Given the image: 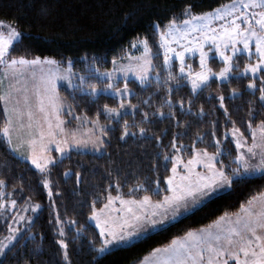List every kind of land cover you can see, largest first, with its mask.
<instances>
[{
  "label": "trees",
  "instance_id": "16d2710c",
  "mask_svg": "<svg viewBox=\"0 0 264 264\" xmlns=\"http://www.w3.org/2000/svg\"><path fill=\"white\" fill-rule=\"evenodd\" d=\"M229 1L0 0V20L12 23L23 33L22 41L12 49V55H24L29 59L47 56L63 66H69L70 59L76 81L79 76H85V89L89 82L98 87L108 82L88 75V65L93 57L97 58L96 66L101 71L110 70L113 57L118 60L135 53L132 42L144 36L153 53H159L153 55L152 75L145 84L135 78L127 79L132 94L124 99L136 108L126 106L116 119L103 112L104 104L118 106L119 101L114 96L101 93L92 97L79 89L59 87L61 96L72 105L74 115L80 120H94L100 113L99 122L107 132L102 152L71 149L62 158L56 157L48 171L41 174L29 160L15 153L0 133V179L5 180V198L20 202L30 199L41 205L31 224L5 251L0 264H138L153 248L168 244L172 237L182 236L189 229L206 227L225 212L236 214L242 209V203L246 206L250 197L264 192V177L234 180L230 189L217 193L196 210L169 222L163 230L149 232L138 240L103 253L98 251L103 240L90 219L92 212L104 206L109 193L112 196L119 193L122 197L149 195L155 200L162 199L167 186L164 177L171 174L172 163L167 161L165 167L164 157L178 154L172 148L173 137L185 160L192 155L193 145L215 151V140L218 139L223 154L217 159L229 164L230 157L237 154L235 141L229 135L232 122L235 121L241 133L251 139L249 120L252 128L264 120V102L259 100L260 76L241 72L245 64L253 60L246 54L234 59L239 66L232 71L241 73L239 77L230 76L223 81L213 77L195 91L186 76L179 74L177 62L170 69L163 65L160 37L153 29V22H161L163 28L174 15L177 21L186 18L181 15L185 5H191L190 15H195ZM42 8L47 9L46 15L41 12ZM190 59L197 63V57ZM210 64L216 71L223 65L215 56L210 59ZM169 70L175 79H167ZM250 79H254L256 89L248 88ZM124 82L125 79H120L117 86ZM232 89L238 91L233 93ZM221 95L224 97L222 105ZM250 109L252 115H249ZM125 120L129 122V134L121 137ZM4 121V103L0 101V126ZM65 123L75 125L67 119V113ZM140 128L145 131L141 133ZM54 154L56 156V151ZM44 178L51 183V196L42 183ZM157 180L160 191H157ZM137 184L142 187L136 188ZM3 200L4 197H0V201ZM9 225L8 217L3 219L0 214V233H6ZM60 240L65 241L66 249L61 247ZM62 251L67 252V260Z\"/></svg>",
  "mask_w": 264,
  "mask_h": 264
},
{
  "label": "snow or ice",
  "instance_id": "6c2138e0",
  "mask_svg": "<svg viewBox=\"0 0 264 264\" xmlns=\"http://www.w3.org/2000/svg\"><path fill=\"white\" fill-rule=\"evenodd\" d=\"M191 7V5H185L182 10L181 15L188 17L183 21H177L174 15L164 23L163 28L161 22H153V29L160 37L159 47L164 50L163 65L166 68L170 69L173 58L179 59V74H186L192 90L195 91L201 86L207 85L212 77L222 81L228 80L230 76L239 77L241 73L232 71L233 68L239 66L238 63H234V56L238 53H247L251 57L253 54L251 45L254 43L257 59L255 63H246L243 73L250 72L255 77L258 72L264 71V0H232L231 3L221 5L217 9L196 15H190ZM41 12L46 15L47 9L42 8ZM217 20H222L223 23L211 27L212 22ZM193 32L197 35H190ZM22 39L23 33L19 29L0 20V65L6 66L5 74L11 70L12 75L15 76L26 68H32L31 75L35 81L32 84L35 105L31 102L27 87L19 90L23 93L22 100L17 98L14 102H12V88H9L7 94L0 92V101H3L5 105V121L0 126V133L5 137L9 147L18 155L29 160L41 174L48 171V166L55 162L56 157L37 155L35 149L37 141L40 142L41 152L53 150V146L54 150L60 153L73 145L86 146L85 141L76 138V129L69 130L63 127L64 121L60 119L59 113L64 109L65 100L57 89V79L67 80L70 89H79L80 92H87L92 97H98L103 93L117 98L118 106L103 105L104 114L116 119L121 115V109H125L126 106L136 108V105H132L130 101L124 99L125 96L132 94L127 83L129 72L135 74L140 84H145L152 75L149 71L153 67L152 56L159 54L152 52L148 38L144 36L132 42L133 48L142 45L144 49L139 57H130L135 60V63L116 67L117 58L113 57L114 67L111 70L101 71L96 66L97 58L93 57L88 65V75L108 82L102 87L89 82L88 88L85 89L83 87L86 82L85 76H79L78 82L72 80L74 73L70 71L60 77L56 71L60 62L54 58L34 56L29 59L24 55H12V49ZM173 41L183 43L180 50L172 47ZM209 42L211 45L206 48L205 46ZM212 46L215 47V53L223 62V67L219 71H213L208 64L209 53L213 51ZM228 49L230 52L227 51ZM196 51L199 53V70L193 71L192 65L186 64L185 53ZM85 58L87 59V57ZM68 65L70 70V59ZM36 66L41 68L39 74L35 71ZM117 73H122L125 79V82L119 87L117 86L119 82ZM156 79L159 81V72L156 73ZM167 79H175V75L170 70L167 72ZM260 81L259 100L264 102V76H260ZM247 86L251 89L257 88L254 79L248 80ZM237 91V89H232L233 93ZM223 99L224 97L221 95V105ZM10 102L11 107H9ZM168 102L171 103L170 97ZM180 103L182 105L183 102L180 101ZM68 111L69 113L74 111L72 105L68 106ZM225 112L227 113V109ZM37 113L42 115H37ZM99 115L98 112L97 118L90 121L94 126H99L101 133L92 141L93 147L97 150L104 143L103 137L107 136V132L104 131L105 126L99 125ZM249 115H252L251 109ZM53 116L55 123L51 119ZM145 116H147L146 113ZM76 119H80V117L77 116ZM128 123L127 120L124 121L121 137L129 134ZM232 123L233 128L230 131L235 140L237 154L230 157L229 164H225L224 160L217 159L223 154L220 146L221 141L218 139L215 140V151L209 152L207 148L198 149L193 145L192 155L185 160L179 155L181 149L177 148V142L173 137L172 148L178 154L172 156L166 154L164 157L165 167H167V161L171 160L172 163L171 174L164 177L167 186L163 190L166 194L162 199L152 201L151 196L145 195L139 200L132 197L125 200L119 193L115 197L109 193V205L113 200H119L121 205L127 207L121 210L124 218H120L118 224L110 223L107 219L101 223L96 210L92 212V216L96 218V222L100 226V235L104 237L98 251L103 252L110 245H124L138 240L146 233L163 230L169 222L196 210L206 200L213 198L218 191L230 189L234 180H244L256 176L264 177V120L260 121L256 128H252L251 120H249V128L252 131L251 144L246 143L247 137H244L240 129L236 127L235 121ZM14 131L19 139V143L16 144L12 143ZM86 131L93 132L94 129ZM144 131L143 128H140L141 133ZM257 131L260 133L261 142L259 145L256 139ZM25 134L30 138L25 140ZM212 135L215 136V131ZM180 143L182 147V141ZM24 144L29 146V154L20 151ZM242 148H246L247 151H242ZM178 165H182L183 171L178 170ZM197 165L205 170H198ZM42 183L45 188H48V195L51 196L50 181L44 178ZM156 183L157 191H160L159 181L157 180ZM4 184L5 180L0 179V186ZM119 187L117 184V188ZM135 187L139 189L142 185L137 184ZM2 195L3 191L0 188V196ZM258 196L260 197L258 205H254ZM8 203L15 205L16 201L10 200ZM0 207H5L2 201H0ZM31 207L35 210L40 205L34 203ZM241 208L244 209V215H237L235 220L225 212L206 227L198 230L189 229L182 236L172 237L168 244L153 248L142 259L141 264H233V262L234 264H264V192L250 197L247 207L242 203ZM19 219H23V216H20ZM28 219L31 220L32 217H28ZM57 222L59 223V219ZM60 231L63 232V229ZM17 232H19L18 228H9V235L0 241V255L5 253L9 242L16 238ZM59 244L65 249L67 248L64 240H60ZM64 255L67 260L66 251Z\"/></svg>",
  "mask_w": 264,
  "mask_h": 264
},
{
  "label": "rangeland",
  "instance_id": "374dc122",
  "mask_svg": "<svg viewBox=\"0 0 264 264\" xmlns=\"http://www.w3.org/2000/svg\"><path fill=\"white\" fill-rule=\"evenodd\" d=\"M231 2H232V0L229 1V2H227V3H225V4H229ZM222 5H224V4H222ZM220 6H218V7H220ZM217 8H215V9H217ZM212 10H214V9H212ZM212 10H210V11H212ZM256 11H259V9H256ZM207 12H209V11H207ZM186 18H188V17H186ZM229 19H230V17H229ZM3 21H5L6 23H10V22H8L6 20H3ZM220 23H223V21L222 20L213 21L211 27H216V25L217 24H220ZM10 24H12V23H10ZM258 27L259 26L257 25V28ZM4 30H5V32L7 31L6 28ZM190 35H197V34L195 32H193V33H190ZM169 39H171V37H169ZM210 45H211V42H209V44L206 45L205 47L207 48ZM182 46H183V43H176L175 41H173L172 47L176 48L177 50H180ZM251 47L253 49V54H252L251 57H249L247 53H238V54H236L234 56V59L236 58L237 55L246 54L248 56V58L253 59L252 61H250L248 63H255V61L257 59V54L255 53V44L252 43ZM212 48H213V51L209 53V60H208V64H209V66L211 68H212V66L210 64V59L212 57L215 56L219 61L222 62L221 58L215 53V47L212 46ZM133 50L135 51V53H132V54H130V55H128V56H126V57H124L122 59H118L117 60V64L115 66L116 67H120L121 65H128L130 63H135V60L130 59V57H139L143 53V51H144L142 45L141 46H138L136 48H133ZM227 51L230 52V49H228ZM162 52L164 54L163 48H162ZM172 55L174 57V53ZM185 56H186V64H191L193 71L199 70V53H198V51L185 53ZM195 57H197V63L196 64H195V61L194 60H192V59L189 60V58H195ZM152 60H153V56H152ZM174 62H177L178 66L180 65L179 59L173 58V60L171 61V66L174 64ZM222 64H223V62H222ZM113 67H114V65H113ZM222 67H223V65H222ZM5 68H6L5 65H0V80L2 81L1 82V92H4L5 94H7L9 88H12L13 89V92H12L13 100H12V102H14L15 99H17V98H19V99L22 100L23 93L21 91H19V90L27 87L28 94H29V96L31 98V102L33 103V105H35V96H34V94L32 92V84L35 81L33 80L32 75H31L33 69L32 68H26L23 72H18L17 75L13 76L11 70H9L7 74H5ZM152 68L149 70L150 73H152ZM212 69H213V71H216V70H214V68H212ZM35 71H36L37 74H39L40 71H41V68L39 66H36ZM56 71L59 73V76L60 77H63L68 71H70L71 73H74V75H72V80L74 82H78V81H76L77 78L75 76V72L73 71L72 68L69 70V66H63V65L60 64L59 67L56 69ZM241 72H242V74H244L243 73V69H242ZM183 75L186 76V74H183ZM244 75H251V76H253L250 72L248 74H244ZM116 76L119 77V80L120 79H124L122 73H117ZM257 76H261V72H258L255 75V77H257ZM129 78H135V79H137L136 76H135V74L132 73V72H129V74L127 76V79H129ZM218 80H220V79H218ZM220 81H222V80H220ZM62 85L65 86L66 88H69L68 87L67 80L62 79V78H58L57 79V89H58L59 93H60L59 87L62 86ZM201 87H203V86H201ZM199 89L200 88H198L197 90H199ZM129 96L130 95L125 96V97H129ZM68 106L69 105L65 101L64 109L61 110L60 113H59L60 119L62 121H64L63 127H65L66 129H69V130L76 129L77 130L76 138L85 141L86 146H76V145H73L71 148H66V150L63 153L56 152V156H55V154H54V151H55L54 150V146H53V150L41 152L40 151V142L37 141V143L35 145V149H36L37 155L54 156V157L62 158L63 156L67 155L71 149L91 150V151H95V152H98V153H100V152H102L104 150V143L100 146L99 150H97L96 148H94L93 147V143H92V141L95 140V138L97 136H100L101 135V133L99 131V126H94L90 121H86V119L85 120H82V119L81 120L80 119H77L76 120L77 115H74L73 112L72 113H69ZM9 107H11V102H10ZM66 113H67V119L71 120L72 124H75V125H73V126L69 125L68 126L65 123ZM37 115H42V114L37 113ZM51 119H52L53 123H55V117L53 116V117H51ZM99 125H103V124H101L99 122ZM256 126H254L253 128H256ZM88 129H94V131L93 132L86 131ZM229 135L232 137L231 131L229 132ZM29 138L30 137H28L27 134L24 135V139L25 140H27ZM105 138L106 137H103L104 141H105ZM69 139H71V136H69ZM256 139H257V144L259 145L260 142H261L259 131H257ZM251 142H252V131H251V139H248L247 138L246 143L251 144ZM12 143H14V144L19 143V139L17 138V135H16V132L15 131L13 132ZM242 143H244V141H242ZM241 150L242 151H245V152L247 151L246 148H242ZM20 151H23L26 154H29V146L27 144H24L21 147ZM14 152L17 154L16 151H14ZM20 157H22V156H20ZM22 158H24V157H22ZM177 167H178V170L183 171L182 165H178ZM197 169L200 170V171H204L205 170L200 165H197ZM50 184H49V187L51 188V185ZM0 188H2V191H3V195L0 196V197H4L3 203L5 204V207H2V210H1L0 214L3 217V219H7V217H8V219L10 220L9 228L11 227V228H18L19 229V232H17L15 234L16 238L14 240H12V241L9 242V247H10L17 240V238L23 232V230L26 229L31 224V222L34 219V216L37 214V212L41 208V205L39 203L33 201V200H30V199L29 200H25L23 202H20L17 199H11V200H15L16 201V204L15 205L9 204L8 201H10V200H7L5 198V195H6V192H5V184L3 186H0ZM219 192H221V191H218L217 193H219ZM113 197H115V196H113ZM123 198L125 200H127L129 197H123ZM134 199L139 200V199H142V197L141 198H134ZM259 200H260V197L258 196L257 197V201L254 202V205H258ZM152 201H155V199L152 198ZM34 203L35 204H39L40 207L38 209L33 210L32 207H31V205L34 204ZM26 205H27V207H25ZM105 205H108V207H105ZM126 207H127L126 205H121V203H120L119 200H113L110 205H109V201H107L104 204L103 207H101L99 209H96V212H97V216L99 217L101 223H103L107 219L110 223L111 222H115V223L118 224L119 223V219L120 218H124L123 217V213H122L121 210L122 209H126ZM246 207H247V205H246ZM257 210H259L258 207H257ZM237 215L243 216L244 215V209H241L236 214L230 215V217H231V219L235 220V218H236ZM11 216H13V217H11ZM20 216H23V219H19ZM28 217H32V219L29 220ZM90 219L96 225L97 229L100 232V226L97 224L96 218L93 217V216H91ZM146 234H148V233H146ZM146 234H144V235H146ZM8 235H9V230L6 233H4V234L0 233V241H2ZM103 239H104V237H102V240ZM116 246H118V245H110V246H108L105 249V251L106 250H109V249H111L113 247H116ZM61 247H63V246L61 245ZM103 252H101V253H103ZM62 253L64 255V251H62ZM3 255L4 254L0 255V260L2 259ZM140 263H138V264H140Z\"/></svg>",
  "mask_w": 264,
  "mask_h": 264
},
{
  "label": "crops",
  "instance_id": "0c3cea01",
  "mask_svg": "<svg viewBox=\"0 0 264 264\" xmlns=\"http://www.w3.org/2000/svg\"><path fill=\"white\" fill-rule=\"evenodd\" d=\"M196 230H198V229H196ZM141 264V263H140ZM234 264V263H233Z\"/></svg>",
  "mask_w": 264,
  "mask_h": 264
}]
</instances>
